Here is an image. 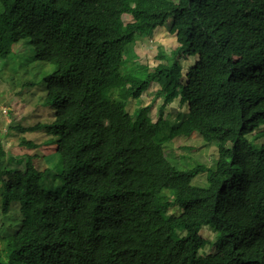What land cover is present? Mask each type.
I'll list each match as a JSON object with an SVG mask.
<instances>
[{
    "label": "trees",
    "instance_id": "16d2710c",
    "mask_svg": "<svg viewBox=\"0 0 264 264\" xmlns=\"http://www.w3.org/2000/svg\"><path fill=\"white\" fill-rule=\"evenodd\" d=\"M170 17L177 45L141 75L128 45ZM22 41L54 69L19 83L45 108L20 129L44 138L22 139L35 152L16 157L19 182L1 193L2 212L19 217L0 230V264H264V136L253 133L264 123V0H0V58ZM185 55L196 60L183 82ZM152 82L156 121L140 97ZM176 98L187 111L168 124ZM191 135L214 144L212 165L183 169L167 155ZM42 145L54 149L40 155ZM200 172L204 185L192 182ZM169 207L181 211L165 219ZM202 227L217 262L197 258Z\"/></svg>",
    "mask_w": 264,
    "mask_h": 264
},
{
    "label": "rangeland",
    "instance_id": "374dc122",
    "mask_svg": "<svg viewBox=\"0 0 264 264\" xmlns=\"http://www.w3.org/2000/svg\"><path fill=\"white\" fill-rule=\"evenodd\" d=\"M176 1V0H175ZM129 20L130 17L126 16ZM175 23L170 17L162 25L156 27L151 36L138 37L136 40L128 45L129 55L128 65H136L138 63V70L141 75H144L153 70L159 63H165V58L160 57L161 54L169 55L176 45V36L174 33ZM17 43L12 46V51L5 58H0V146L5 153L0 159V169H3L4 174L0 175V230H10L9 224L13 223L19 212H8L4 214L1 210V193L8 187H13L18 184L19 176L17 171H11V167L19 169L22 163L16 157L25 153H33L35 150H29L24 146L22 139H30L34 142L43 140V133H30L20 128H25L28 124L35 121V113L43 115L45 113L44 107H34L36 98L28 93L29 88L20 87L19 83L24 79L39 80L45 73L54 69L53 65L43 64L38 66L33 60V50L25 42ZM32 56V57H31ZM196 60L195 55H185L179 60L182 69V80L185 81V74L188 68L194 64ZM159 89V84L152 82L150 86L141 93V106L149 105L147 115L152 121L158 119L160 105L163 101L162 95H156V90ZM33 92L43 91L41 85L34 87ZM43 94V93H41ZM132 107L138 105L132 103ZM187 106L179 101V98L174 99L168 106L164 108V118L168 119V124H176L180 119L181 112H186ZM179 113V114H178ZM171 121V123H170ZM20 124V126H18ZM253 133L264 136V123L261 122L259 127ZM167 135V133H165ZM167 148V155L173 157L176 163L181 164L182 168H188L196 161L206 165H212L216 158L217 152L213 143L202 144L199 137L191 136H177L170 140ZM42 152H51L54 146L42 145ZM42 159V158H41ZM185 164V166H184ZM42 167L51 166L50 161L41 163ZM206 176L204 172H200L192 179L194 184L204 185ZM59 181L54 176L53 170L46 174V182L49 185H56ZM264 198L263 191H256L255 200L261 203ZM15 207V205H14ZM181 209L177 207H169L163 213L165 219H170L180 213ZM180 231V234H183ZM201 239L196 244L197 258L217 262L221 259V254L215 250L212 241L213 231L209 227H202L199 231ZM208 241V242H207Z\"/></svg>",
    "mask_w": 264,
    "mask_h": 264
}]
</instances>
